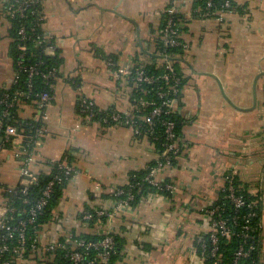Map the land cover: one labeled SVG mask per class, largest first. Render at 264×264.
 <instances>
[{
    "label": "crops",
    "instance_id": "crops-1",
    "mask_svg": "<svg viewBox=\"0 0 264 264\" xmlns=\"http://www.w3.org/2000/svg\"><path fill=\"white\" fill-rule=\"evenodd\" d=\"M8 1L0 0V88L15 76ZM197 1L180 0L179 6L187 26L182 32L187 47L177 58L186 78L176 100L183 150L175 166L156 172L158 180H173L174 195L150 193L136 205L118 206L111 194L133 171L157 160L160 151L128 125L81 114L80 99L90 98L100 110H133L132 85L115 75L107 60L123 68L137 59L148 61L170 0H42L44 28L63 58L61 75L44 119L34 104H23L19 114L23 120L42 119L46 127L33 170L50 171V163L65 153L76 169L53 218L40 230L44 250L74 232H112L124 239L116 264H209L199 247L212 230L205 208L219 199L233 174L262 201L264 264V0H235L240 9L223 19L194 17ZM19 130L9 127L10 134ZM23 153L18 146L0 149V217L6 212L5 186L27 180L21 174ZM87 207L112 213L90 223L82 217Z\"/></svg>",
    "mask_w": 264,
    "mask_h": 264
},
{
    "label": "trees",
    "instance_id": "trees-1",
    "mask_svg": "<svg viewBox=\"0 0 264 264\" xmlns=\"http://www.w3.org/2000/svg\"><path fill=\"white\" fill-rule=\"evenodd\" d=\"M228 1L230 3L229 6H225ZM11 2H14V0H9L6 3V9ZM33 9L34 12H30L29 16L25 18H12L8 14L12 24L11 35L13 41L11 44V55L13 57L14 67H16V61L19 58L20 54V50L17 48L19 27L24 24L27 28V31H29V33L33 34L34 36L43 31L41 25L39 24L40 14L43 13L42 0L37 4H34ZM236 9L240 8L235 0H198L192 15L194 17H217L220 10L231 12ZM168 15L169 12L166 8L163 15L161 30L159 31L157 37L153 40L154 50L150 55V59L144 62L137 59L135 60V63L133 65L134 71L136 69L143 70L146 74L153 76L155 78V81L152 83L139 82V85L137 86L135 85V80L137 79L135 73L127 76L128 81L133 88L131 101L135 103V98L148 101L147 104L143 106L140 105V110H136V112H134L137 116L136 119L140 123V127L142 130L141 134H138V136H149L151 140L155 142L157 148L160 151L159 158L157 160L151 162L144 169L133 171L130 176V181L125 185L119 186V188L123 189L125 193L121 194L120 196L116 195L114 192L111 194L112 198L117 201L126 198L130 192H133L136 196L129 202V205H136L143 197L148 196L150 193H161L171 197L175 192L174 189H170L167 187L168 184L174 183L173 180L165 179L159 182L158 185H155L148 180L147 176L155 167L159 165L160 161L165 162L163 153L167 148L169 140L166 138V126L162 122L163 119H169L175 122V130L177 133V138H175V141L178 144L179 151L176 154H172L170 166H175L177 164L178 157L183 150V119L176 109L173 112L166 113L164 111L160 117H143V115H149L151 110L154 108V106L150 104L151 101L161 103L163 100L169 97L168 95H159V92L167 90L171 83L170 81L167 82L163 78V74L167 72L166 62L163 60V52L171 57L179 71L180 67L177 58L181 57L185 53L184 47H172L168 45L166 46L163 42L162 35L163 30L166 26ZM174 18L179 24V30L183 32L187 28V26H184V24H182V21L184 19L183 14L178 11L174 14ZM32 28L35 29L33 30ZM51 40L52 42L56 41L54 37ZM27 45L29 49L27 51L25 62L28 65L38 63L39 70V73L35 74L32 79V94L30 96L21 94V91L27 90L28 73L26 71H22L20 73V79L17 83L13 81L10 86L0 88V99L7 96L8 99L14 100L13 106L9 107V114L3 118L4 125L2 127V130L0 131V149H13L18 146L20 147L22 152H24L23 154L25 158L28 155L27 151L35 152V148L37 145L36 140L41 139L38 135V128L43 125V121L42 119L41 121H35L32 119L23 120L19 114L21 106L23 104L36 105V98L38 97L36 96L37 93H41L44 91H50L54 93V85L57 80L50 77L46 78L44 76V73L52 68H57L58 76L61 75L60 68L63 63V58L59 55V49H57L55 54H46V52L44 51V47L39 45L33 38L27 40ZM181 77L182 81L180 85L182 92V89L186 82V78L182 75V73ZM50 84H53L52 88L50 87ZM181 92H179V94H177L174 98L178 99ZM84 97L85 96L81 97V99ZM81 99L78 107L80 112ZM87 99L88 101H92L90 98ZM4 108V105H0V114ZM93 108L95 109V111H97V114L95 117H93V119L101 120L105 115H108L113 110H116L113 108L109 110H100L95 103L93 105ZM81 114L83 113L81 112ZM122 116L123 120H125V114H122ZM109 124H114V122L111 121L109 122ZM13 125H16L20 130L18 131V133L8 134L6 129ZM149 126L153 127L151 131L149 130ZM20 135H24V138H17ZM17 139H20V143H17ZM65 161L68 165H73L72 155L69 153H65L58 160L52 161L50 163V171H35L31 168L36 175V180H34L33 182H28L26 192H23V188L26 186L25 183H19L18 185L13 187L5 186V188L3 189L5 204L12 209L11 212H7L6 218L9 219V223L11 225H17L20 220H27L30 217L31 208L36 205L37 200L41 196L48 182L53 179L55 180L53 192L48 200V203L46 204V206H44V208H42V210L38 211L37 215L35 216L34 222L27 225L26 233L28 239L26 241V244L22 246L23 248L21 247L17 234L9 237L7 239L9 248L3 254L2 261L7 260L10 262V264H20V260L25 259L33 260L36 264H72V261L67 255V249L58 247L52 250H44V247H42L39 242L40 230H42V228L53 218L54 208L59 203L65 186L76 173V169L74 167V171L70 172V174H66L64 169L61 167V164ZM228 176L232 178L231 184L235 188L236 196H241L244 200V204L237 207L235 202L229 196H227L230 192V182L226 181L224 187L221 190L219 199L211 206L205 208V213L208 214L212 220V217L215 216H212L207 210L212 208L218 209L221 212V215L228 219V223L231 226V234L230 236L219 237L216 256H212L213 245L210 240V234H207L203 237L205 241L199 240L200 250L202 249V252L206 255L209 264L213 263L216 259L218 260L217 264H232L237 249L241 244H243L245 249L249 252L246 256H243L241 258L239 264H262V261L260 259L263 233L262 201L259 196L254 195L248 191L246 185L239 179L237 175L229 174ZM55 177L58 178L55 179ZM85 211H90L93 214L92 218L90 219V223H94L100 220H106L109 216L107 214H98L94 209H89L88 207ZM250 212H254L255 215L247 217ZM234 216H237V219L235 221ZM246 220H248V230H245V228L243 227V224ZM6 232L7 230L0 226V238L3 235H6ZM112 234L114 235L115 239V248L111 254L110 264H116L117 260L122 256L124 239L121 238L118 234ZM244 234H248L251 237L248 236L247 238H244ZM105 235H107V233L76 234L74 232L72 234L74 239L83 238L86 240H99L102 239ZM59 241L66 242L67 239L66 237H61ZM33 242H36L39 248H31V244ZM204 242L206 243V248H203L202 246ZM66 245L71 248L73 246V242L67 241ZM20 252H22L23 257L19 255ZM94 254L95 251H92L91 255L93 256ZM83 264H87V262L85 261L83 262Z\"/></svg>",
    "mask_w": 264,
    "mask_h": 264
},
{
    "label": "built area",
    "instance_id": "built-area-1",
    "mask_svg": "<svg viewBox=\"0 0 264 264\" xmlns=\"http://www.w3.org/2000/svg\"><path fill=\"white\" fill-rule=\"evenodd\" d=\"M41 0H14V2H11L7 8V12L9 16L12 18H25L29 16L30 12H34L33 5L37 4ZM229 1L226 3L225 6H229ZM180 6V0H170L169 6L167 7V11L169 12L168 18L166 20V26L163 30V35L162 39L164 44L167 46H182L184 48L187 47V43L185 40L182 38V32L179 30V24L174 18V14L177 13L179 10ZM228 13L225 10H220L218 14L219 19H223L224 15ZM44 22H45V15L42 13L40 14L39 17V24L41 25L43 31L38 33L36 36L33 34L29 33L27 31L26 26L23 24L19 27L18 29V43H17V48L20 50L19 58L16 61V67L15 68V76H14V82L17 83L20 79V73L22 71H26L28 73V79H27V90L21 91V94H25L27 96H30L32 94V89H33V77L35 74L39 73L38 70V63L33 64V65H28L25 62L26 56H27V51L29 49L27 45V40L33 38L39 45L44 47V51L46 54H55L57 49H58V43L57 41L52 42L53 36L47 32L44 28ZM33 30L35 28H32ZM163 60L166 62V68L167 72L163 74V78L167 82H171L169 85V88L167 90L159 92L160 96L168 95L169 97L165 100H163L161 103H157L156 101H151L150 104L154 106V108L151 110L149 115H143L144 118H155V117H160L162 113L165 111L167 112H173L176 109V100L174 97L181 92V73L175 66L173 60L171 57L163 52ZM107 63L113 73L120 77L121 75L127 76L131 75L132 73H135L136 75V83L135 85H139V82H146V83H152L155 81V78L151 75L146 74L143 70L136 69L135 71L133 70V65H129L126 67H117V62H115L113 59L109 58L107 60ZM44 76L46 78H54L57 79L58 77V69L57 68H52L48 70L46 73H44ZM50 87H53V84H50ZM133 89V88H132ZM36 96V108L39 111V114L42 119L45 118L46 110L48 106L51 104L54 98V93L50 91H44L41 93H37ZM134 108L133 110L129 112H121L118 110H113L111 113L108 115H105L103 117V121L106 123H109L111 121L114 122V124H125L130 127H132L135 131V133L141 134L142 130L140 127V123L136 119V110H140V105L143 106L148 103V101L144 99H134ZM14 100H10L6 97L0 99V105H4L5 108L0 114V131L2 130V127L4 125V120L3 118L9 114V107L13 106ZM94 101H88L87 98H82L81 99V112L85 114L88 118L92 119L93 117L96 116L97 111L93 108ZM122 114H125L126 119L123 120ZM163 124L166 126L165 129V134L166 138L169 140V143L167 144V148L164 151V158L165 162L160 161L159 165L155 167L151 173L147 176L148 180L155 184L158 185L161 180H158L156 178V172L160 170L161 168L168 167L170 166L171 163V156L172 154H176L179 151L178 144L175 141V138H177V133L175 130V122L169 119H163L162 120ZM153 129L152 126H149V130L151 131ZM7 133L9 134V127L6 129ZM46 132V127L44 124L38 128V135L41 138ZM38 137V138H39ZM41 142V139H37L36 143L39 144ZM26 151V150H25ZM27 157L25 158V162L21 167V174L26 178V176H30V179H27L25 184L26 186L23 188V192L27 191V184L28 182H33L36 180V175L31 169V164L35 159V152H28ZM61 167L64 169L66 174H70V172L74 171V166L73 165H68L67 162H63L61 164ZM58 177H55V179ZM227 182H230L229 185V196L236 204V206H240L244 204V200L241 196H236L235 194V188L231 184L232 178L227 176L226 179ZM55 180H50L48 184L46 185L45 189L43 190L41 196L36 202V205L31 208L30 210V217L27 220H20L17 225H11L9 223V219L6 218L7 212H11L12 209L8 207L6 204V212L5 215L0 217V226L2 228H5L7 230L6 235H3L0 238V264H10L9 261L3 260V254L8 250L9 245L7 243V239L9 237L14 236V234H17L19 243L22 246L26 244V241L28 239L27 233H26V228L27 225L30 223H33L35 220V216L37 215L39 210H42L44 206L48 203V200L53 192V186H54ZM168 188L174 189L175 191V183H171L167 185ZM140 190V188H139ZM114 193L116 195H121L124 192L123 189L117 188ZM135 194L133 192H130L128 196L124 199H120L115 201L116 205L118 206H129V202L135 198ZM96 213L98 214H107L110 215L112 212L110 210H105L102 208H96L94 209ZM212 216L213 219L211 220L212 224V230L209 233L210 234V240L213 245V250H212V256L217 255V249H218V240L220 236H230L231 234V226L228 223V219L223 217L221 215V212L216 209H208L207 210ZM255 215L254 212H250L247 217ZM93 214L90 211H84L82 217L83 219L90 220L92 218ZM237 219V216H234V221ZM248 220L245 221L243 224V227L245 230L249 229L248 225ZM249 235L244 234V238H247ZM251 237V236H249ZM67 241L73 242V246L70 248L66 245V242H62L57 240L56 242L49 244L46 246V249L52 250L58 247L65 248L67 249V255L69 259L72 261V264H83V262H87V264H110V258L111 254L115 248V239L114 235L111 232H108L107 235H105L102 239L99 240H86L83 238L79 239H74L72 235L66 236ZM200 241H205V239L202 237L200 238ZM31 248L37 249L39 248L36 242H33L31 244ZM203 248H206V243L202 244ZM23 248V247H22ZM95 251V254L92 256L91 252ZM248 250L245 249L244 245L241 244L239 248L237 249L234 259L232 261V264H239L241 258L243 256H246L248 254ZM21 257H23L22 252L19 253ZM2 261V262H1ZM218 260L216 259L213 263L211 264H217ZM252 264V263H249Z\"/></svg>",
    "mask_w": 264,
    "mask_h": 264
},
{
    "label": "water",
    "instance_id": "water-1",
    "mask_svg": "<svg viewBox=\"0 0 264 264\" xmlns=\"http://www.w3.org/2000/svg\"><path fill=\"white\" fill-rule=\"evenodd\" d=\"M264 73V72H263ZM31 177L30 176H26V179H30Z\"/></svg>",
    "mask_w": 264,
    "mask_h": 264
}]
</instances>
